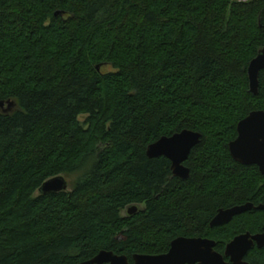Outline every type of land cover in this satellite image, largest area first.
Masks as SVG:
<instances>
[{
  "label": "trees",
  "instance_id": "16d2710c",
  "mask_svg": "<svg viewBox=\"0 0 264 264\" xmlns=\"http://www.w3.org/2000/svg\"><path fill=\"white\" fill-rule=\"evenodd\" d=\"M262 47L264 0H0V101L14 102L0 107V264L101 250L132 263L181 236L223 254L264 232V209L209 225L220 208L264 203V175L228 150L264 111V70L255 95L247 78ZM184 129L201 139L180 179L145 151ZM77 171L70 190L38 192ZM245 260L264 264V249Z\"/></svg>",
  "mask_w": 264,
  "mask_h": 264
},
{
  "label": "water",
  "instance_id": "95a60500",
  "mask_svg": "<svg viewBox=\"0 0 264 264\" xmlns=\"http://www.w3.org/2000/svg\"><path fill=\"white\" fill-rule=\"evenodd\" d=\"M59 11L55 12V15ZM97 69H99L97 67ZM264 70V47L258 50L247 66L248 88L252 94L258 93V76ZM6 110L14 106V102L0 101V107ZM201 134L184 129L171 136H162L146 148L148 158L165 157L170 162L173 176L180 179L189 177V168L184 165L188 156L197 144ZM232 159L242 165H255L264 175V111L253 110L236 126V138L228 144ZM68 182L64 176H56L44 181L38 189L40 194H51L65 191ZM264 209V203L255 206L252 203L220 208L210 220V226L228 223L234 216L251 210ZM138 210L137 205L127 209L129 215ZM215 242L202 237H177L170 243L166 253L158 255L134 254L132 263L125 255L101 250L94 257L77 264H248L245 256L252 248L264 249V232L251 234L245 232L235 236L225 246L224 253L214 250ZM227 258V260L225 259Z\"/></svg>",
  "mask_w": 264,
  "mask_h": 264
},
{
  "label": "rangeland",
  "instance_id": "374dc122",
  "mask_svg": "<svg viewBox=\"0 0 264 264\" xmlns=\"http://www.w3.org/2000/svg\"><path fill=\"white\" fill-rule=\"evenodd\" d=\"M237 1H247V0H237ZM85 119V116H80V121H83ZM80 171H77L71 175H65V178L68 182V188L67 190L71 189V185L73 183V181L77 178V176L80 174ZM122 214H124V212H122Z\"/></svg>",
  "mask_w": 264,
  "mask_h": 264
},
{
  "label": "flooded vegetation",
  "instance_id": "af4514ba",
  "mask_svg": "<svg viewBox=\"0 0 264 264\" xmlns=\"http://www.w3.org/2000/svg\"><path fill=\"white\" fill-rule=\"evenodd\" d=\"M257 167V166H256ZM227 260V259H226Z\"/></svg>",
  "mask_w": 264,
  "mask_h": 264
}]
</instances>
